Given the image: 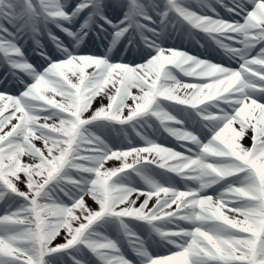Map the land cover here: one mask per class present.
Masks as SVG:
<instances>
[{
    "label": "snow or ice",
    "instance_id": "6c2138e0",
    "mask_svg": "<svg viewBox=\"0 0 264 264\" xmlns=\"http://www.w3.org/2000/svg\"><path fill=\"white\" fill-rule=\"evenodd\" d=\"M0 68V264H264V0H0Z\"/></svg>",
    "mask_w": 264,
    "mask_h": 264
},
{
    "label": "rangeland",
    "instance_id": "374dc122",
    "mask_svg": "<svg viewBox=\"0 0 264 264\" xmlns=\"http://www.w3.org/2000/svg\"><path fill=\"white\" fill-rule=\"evenodd\" d=\"M85 52H86V51H85ZM124 57H125V59H126L127 61H129V62H131L133 59H135L137 63L141 62L139 56H135V55H130V54H128V55H126V56H124ZM36 61H38V59L35 60L34 62H36ZM13 88H14V93H15V92H18V88H17V86H16V87H13ZM137 139H139V138H137ZM134 142H139V140H134ZM139 143H140V142H139ZM176 179L179 180L178 177H177ZM20 187H21L22 190H24V186H23V185H20ZM95 207H98V205L95 206ZM2 210H3V206L0 205V211H2ZM57 242H62V240L58 239Z\"/></svg>",
    "mask_w": 264,
    "mask_h": 264
},
{
    "label": "bare ground",
    "instance_id": "6f19581e",
    "mask_svg": "<svg viewBox=\"0 0 264 264\" xmlns=\"http://www.w3.org/2000/svg\"><path fill=\"white\" fill-rule=\"evenodd\" d=\"M172 41V40H171ZM29 42H30V40H29ZM93 51H94V49H93ZM183 78H185V79H187V80H191L192 78H188V77H183ZM133 135L134 134H132V137H133ZM135 136V135H134ZM122 142V141H121ZM244 144L245 145H247V146H250L251 145V141L249 140V139H245L244 140ZM111 163V162H110ZM87 199V202H88V204L90 205V206H92V207H95V206H97V205H95V203L91 200V198L90 197H88V198H86Z\"/></svg>",
    "mask_w": 264,
    "mask_h": 264
}]
</instances>
